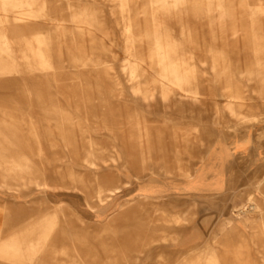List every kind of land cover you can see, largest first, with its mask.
<instances>
[{
    "label": "rangeland",
    "instance_id": "obj_1",
    "mask_svg": "<svg viewBox=\"0 0 264 264\" xmlns=\"http://www.w3.org/2000/svg\"><path fill=\"white\" fill-rule=\"evenodd\" d=\"M151 1L130 0L128 13L142 80L160 88L162 69L151 58L157 22L177 40L172 56L192 58L186 87L199 93L195 104L164 103L158 93L151 110L131 96L118 0H34L23 10L61 27L48 76L33 64L0 67V264H264V0H224L225 16L201 0ZM82 8L90 25L72 20ZM27 37L12 45L33 57L37 43ZM227 96L241 117L226 110ZM246 135L251 148L234 157L224 193L136 192L146 179L186 177L217 139ZM117 154L120 162L102 165ZM99 195L108 197L100 218L78 211ZM193 233L199 242L186 243ZM12 240L21 253L1 249Z\"/></svg>",
    "mask_w": 264,
    "mask_h": 264
},
{
    "label": "bare ground",
    "instance_id": "obj_2",
    "mask_svg": "<svg viewBox=\"0 0 264 264\" xmlns=\"http://www.w3.org/2000/svg\"><path fill=\"white\" fill-rule=\"evenodd\" d=\"M120 5V12L122 17V32L126 37V51L130 53V56L127 57L125 65L122 67L123 74L126 75L125 83L130 85L131 96L134 97L136 102H141V104L151 110H155L158 107V93L160 100L164 103L175 100L178 103H189L195 104L198 101V92L196 89L187 88V85H190L189 73L194 68L192 64L186 66L189 59H179L177 56H172L176 50L177 40L173 39L169 33H164L163 29L157 22H155V30L152 34L153 37V51L154 55L151 58L156 59V63L161 67L162 71L156 73L158 83H160V88L155 87L157 82H146L143 81V75L147 72L141 71L143 67L140 64L143 63V55H139L136 49L134 48V34H133V23L129 18V5L130 0H118ZM34 0H0V67L5 69L17 68L20 65L24 64L28 67H32L33 64L37 67L43 75L51 74V69H53L52 57L49 55L50 44L53 38L55 30L61 27L59 22L50 21L41 23L35 22L30 18L31 15L24 12V9H30ZM153 5H159L161 7H178L186 3V0H152ZM201 4L207 7H213L215 4L217 8L221 11V15L225 16V9L223 8L224 0H201ZM43 9H45L43 7ZM258 11H261L258 9ZM254 15L257 14L254 11ZM12 13V14H11ZM10 18L13 19V22H10ZM73 21L80 22L84 25H90L94 20L92 14L86 8L79 9L72 16ZM15 21V22H14ZM163 26V25H162ZM185 34L184 30L182 35ZM31 37L35 40L37 45L31 47L34 56L22 55L20 56L18 51L13 47V38H24L28 39ZM30 58L33 59L34 63H30ZM179 59V60H178ZM142 61V63H141ZM189 63V62H188ZM193 71V70H192ZM43 79V78H42ZM44 81L46 79H43ZM187 89H186V88ZM123 91V90H122ZM225 97V95H222ZM232 98L226 97V110L233 116L241 117V113L238 112L237 108L234 105ZM249 135H246L248 137ZM250 137V136H249ZM121 158L117 155H111L107 159H102V165L106 164H115L120 162ZM83 164L89 167H96L99 165L97 161L92 158L83 159ZM181 168V167H180ZM186 177H190L192 173L185 172L183 173ZM113 176V175H112ZM114 179V177H113ZM117 188L109 189L110 194H115ZM108 197L105 199L102 198V195H99L97 200L94 202H86V205H79L78 211L85 213L91 219H98L102 216L104 211V203ZM51 223V222H50ZM51 224L43 225L41 224V229L49 228ZM43 232V231H42ZM11 242H7L4 248H1L7 252H19L22 250L19 247L11 245ZM14 243L15 240H14ZM39 244L38 239L27 241L26 243V252L33 251ZM25 251V250H24ZM215 256V255H214ZM214 258V259H213ZM215 257H210L207 259L206 264H215Z\"/></svg>",
    "mask_w": 264,
    "mask_h": 264
},
{
    "label": "crops",
    "instance_id": "obj_3",
    "mask_svg": "<svg viewBox=\"0 0 264 264\" xmlns=\"http://www.w3.org/2000/svg\"><path fill=\"white\" fill-rule=\"evenodd\" d=\"M251 137H242L231 142L217 139L207 149L206 159L199 163L190 177L168 181L150 178L136 186V192L144 198L169 196H212L224 193L229 188L230 170L234 157L250 150ZM199 234H189L186 243L197 242ZM199 242V241H198Z\"/></svg>",
    "mask_w": 264,
    "mask_h": 264
}]
</instances>
